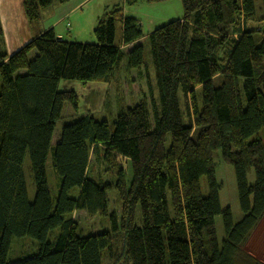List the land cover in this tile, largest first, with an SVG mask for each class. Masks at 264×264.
<instances>
[{"label": "trees", "instance_id": "obj_1", "mask_svg": "<svg viewBox=\"0 0 264 264\" xmlns=\"http://www.w3.org/2000/svg\"><path fill=\"white\" fill-rule=\"evenodd\" d=\"M164 1L146 0L149 4ZM52 2L24 0L30 23L39 22L41 10ZM181 2L183 17L146 37L161 110L150 85V94L122 105L112 123L99 121L95 112L81 111L77 91L62 86L64 81L76 80L81 66L83 86L109 83L123 60L130 68L141 67L144 44L126 53L109 43L90 46L61 40L51 29L13 54L0 52V264H103L106 252L112 257L113 235L110 230L80 235L72 219L76 210L109 217L111 231H122L124 257L114 264H264L245 249L264 218V139L259 136L264 129V103L249 104L237 113H232L229 103L242 96L251 101L259 89L264 90V0L262 18H257L256 0ZM256 18L262 27L249 28L246 21ZM143 35L140 20L124 19L125 44ZM33 49L37 55L29 59ZM20 69L28 72L16 76ZM201 86L203 101L213 104L214 116L197 110L189 122L172 128L180 95L189 109V92ZM66 102L76 113L54 143ZM169 132L167 154L176 162L178 177L158 162ZM217 150L234 167L242 217L227 227L216 255L215 216L228 215L220 206ZM26 156L33 197L27 188ZM127 162L132 167L130 184ZM102 170L116 176L114 183L101 176ZM253 170L256 182L250 185L248 175ZM205 175L210 190L206 197L201 184ZM180 180L188 184L189 198L183 201V219L173 223L170 237L169 198L173 203L183 200ZM113 188L123 205L119 223L116 213L109 211L108 191ZM25 236L37 241L36 252L25 246L21 259L9 261L14 238ZM192 247L188 263L187 251Z\"/></svg>", "mask_w": 264, "mask_h": 264}, {"label": "rangeland", "instance_id": "obj_2", "mask_svg": "<svg viewBox=\"0 0 264 264\" xmlns=\"http://www.w3.org/2000/svg\"><path fill=\"white\" fill-rule=\"evenodd\" d=\"M57 2V0H54ZM172 2H175L173 4H176L177 9L175 8V15L173 16L176 18V16H180L183 12V6L181 0H172ZM261 0H256V8L258 10V17L262 18V8L260 7ZM173 4H165V5H171L173 7ZM91 9H93V4L85 5L84 7V15L83 17H90L89 20H91ZM173 12V8L171 10ZM81 12V11H80ZM171 12V13H172ZM88 16V17H87ZM257 18L254 20H248L246 21L249 28L256 29L261 28L263 23L260 21H257ZM1 25V24H0ZM69 26V25H68ZM148 26V24H147ZM148 27H145L144 29H147ZM2 42V35L0 36V52L2 54L7 53V48L4 46ZM144 63L141 67H132L130 68L128 66V61L123 60L120 68H118L114 73V77L110 80L108 83V86L103 84H95V82H90L92 84L88 85H82V80L76 79V82H67L64 81L62 84L63 87H65V84L68 83L69 87H75L78 89V96L80 98V109L82 112L84 111H91L95 112L94 116L96 120H103L108 119L110 123L115 120L116 112H118L122 105H132L136 102H138L145 94H150V85L152 86V91L154 94V98L157 100V105L159 102V94H158V84L156 83V72L154 71L153 67V60L151 57V49L149 46V42L147 41L144 44ZM36 50L33 49L29 51L28 58L33 59L37 54ZM8 54V53H7ZM84 68L81 66L79 68V75L83 76ZM28 71L26 69H20L15 74L16 76L20 74H26ZM79 80V81H78ZM203 92H202V86L197 87L193 89L189 96V104L190 108L187 109L185 105L182 102V96L180 95L178 100V108L175 113V119L172 124V128H178L183 123L189 122L192 115L196 113V111H202L204 110L206 114L214 116V109L213 104H208L203 101L202 98ZM107 102V106H103L102 104ZM230 107L232 113H237L243 109H245L249 104H259L264 103V90L261 88L259 89L258 95L251 101H247L244 96L241 97L240 100L231 101ZM159 106V105H158ZM159 110H161L160 106L158 107ZM97 111L99 113H97ZM75 114V110L72 108L71 104L69 102H66L63 107V118L59 119L57 122V125L55 127L54 131V137L53 142L55 143L60 136L62 135V129L66 125V123H69L72 119L71 114ZM259 136L264 139V129L260 130ZM171 136L170 132L166 135L165 142L160 149L158 162L163 164L167 169H169L170 174L174 177H178L177 173V166L176 162L172 160L171 157L168 156L167 150L171 143ZM99 160V158L97 159ZM215 160V172H216V181L220 185L219 189V198H220V206H222V209L228 211V215L224 214H218V216H215V225L217 229V238L216 242L213 244L214 250L217 247V244H220V242L223 241V239L227 235L228 226L235 221H238L242 217V210L241 206L239 205V194H238V188H237V182H236V175L234 171V167L230 163H226L222 159V152L221 150H217L214 155ZM51 157L48 159V164L51 163ZM103 165L108 167V164L105 163V161L102 162ZM47 164V168L49 169ZM126 168V176L127 181L130 184L133 175H132V167L130 162L125 163ZM24 169H25V176L27 180V188L30 194V197L34 196V189L32 187V181L29 178L30 175V157L26 156L25 162H24ZM96 170V168H95ZM99 172V171H98ZM105 171L102 170L101 176L111 182L114 183L116 180L115 175H106L104 173ZM255 172L254 170L251 171L248 175V182L249 184H254L255 181ZM201 184H202V195L204 197L209 195V183L207 181V176H203L201 178ZM51 190L53 191V194H56V191L54 190L52 186V181L50 180ZM180 185H182V196L183 200L179 203H173L171 199L169 198V208H170V218L172 219L171 224L167 227V231L171 233L170 227H173V223L177 220L183 217V201L187 198H189V186L186 184L184 180H180ZM108 199H109V211L110 213H116L117 215V222L119 223V220L123 214V205L121 199H119L118 193L116 188H113L108 191ZM121 201V202H120ZM141 209L138 207L136 210V221L139 223V220L141 218ZM72 219L78 224V233L80 235H90L93 233H101L105 232L107 230H110V232L113 235L112 240V249L111 256H108L107 252L103 255V264H114L118 263L120 260L123 259V252L125 248L124 241L121 237L122 231L118 230L116 232L111 231V222L109 217H102L99 214H90L86 212L85 210H76L72 213ZM250 240L245 245V249L248 250L252 255H255L259 260L264 262V218L263 220L256 226L255 230L253 231ZM15 245V246H14ZM37 245V241L29 236L25 237H16L14 238V242L11 246V254L9 255V261H15L18 259H21V255H19L22 251V247L30 248L31 252H36V248L33 246ZM21 246V247H20ZM14 247V248H13ZM20 249V250H19ZM30 253V252H29ZM19 255V256H18ZM17 256V257H16ZM125 263V262H124Z\"/></svg>", "mask_w": 264, "mask_h": 264}, {"label": "crops", "instance_id": "obj_3", "mask_svg": "<svg viewBox=\"0 0 264 264\" xmlns=\"http://www.w3.org/2000/svg\"><path fill=\"white\" fill-rule=\"evenodd\" d=\"M23 2L24 0H0V26L3 32L1 43L7 48L8 54L17 52L18 49L28 44L29 40L51 29L61 40H76L90 46H95L97 43H109L129 53L135 45L145 44L148 41L147 35L154 29L182 18L184 15L182 12L180 16L173 17L175 8L177 9L178 6L173 4L175 2L172 0L152 4L147 3L146 0H70L63 3L53 0L50 6L41 10L39 22L32 24L26 16ZM169 2L173 4V7L165 5ZM91 3L93 4L92 18L89 20L90 17L87 16L88 19L83 17V11L85 5ZM130 16L140 20L143 29L148 28L144 29L142 39L125 44L122 39L123 21ZM77 75L76 79L83 80L84 75H79V71ZM73 82L75 83L76 80ZM95 84L108 86V83L103 82H95ZM65 88L79 93L77 88L69 87L68 83L65 84ZM192 91L189 92V96ZM187 225L191 237L190 223L187 222ZM170 230L172 231V226ZM168 234L171 237L173 231ZM218 248L219 244L214 251L216 255ZM192 251L193 247L187 251L188 263L191 262Z\"/></svg>", "mask_w": 264, "mask_h": 264}]
</instances>
